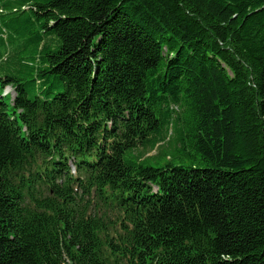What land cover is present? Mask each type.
Masks as SVG:
<instances>
[{
	"label": "trees",
	"instance_id": "obj_1",
	"mask_svg": "<svg viewBox=\"0 0 264 264\" xmlns=\"http://www.w3.org/2000/svg\"><path fill=\"white\" fill-rule=\"evenodd\" d=\"M0 264H264V0H0Z\"/></svg>",
	"mask_w": 264,
	"mask_h": 264
},
{
	"label": "rangeland",
	"instance_id": "obj_2",
	"mask_svg": "<svg viewBox=\"0 0 264 264\" xmlns=\"http://www.w3.org/2000/svg\"><path fill=\"white\" fill-rule=\"evenodd\" d=\"M5 92H9L11 95L13 94V90L10 88V86H6L4 89ZM156 153V150H139L138 155L145 158L148 156H152Z\"/></svg>",
	"mask_w": 264,
	"mask_h": 264
}]
</instances>
